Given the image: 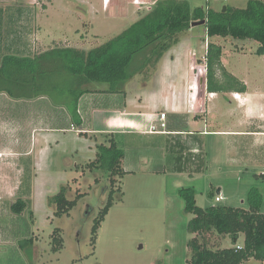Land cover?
Instances as JSON below:
<instances>
[{"label":"rangeland","instance_id":"obj_1","mask_svg":"<svg viewBox=\"0 0 264 264\" xmlns=\"http://www.w3.org/2000/svg\"><path fill=\"white\" fill-rule=\"evenodd\" d=\"M102 1L0 0V9L15 16L17 31H24L23 25L30 23L31 29L46 39L47 50H87L118 36L147 12L153 0L138 2V10L128 7L132 0H111L107 14H102ZM247 1L189 0L193 7L214 11L227 6L244 8ZM105 16L122 18L118 26H112L104 22ZM224 39L226 48L220 37L209 38L205 26L197 25L182 33L155 63H149L153 57H149V47L135 55L128 69L131 80L123 87L128 112L141 110L159 116L162 110L172 118L192 113L194 106L198 109L196 96L201 90L200 80L205 79L208 42L222 47L231 72L257 61L260 65L263 58L252 53L258 43L249 41L247 52L240 53L230 47L232 39ZM54 84L55 90L44 86L47 91L43 90L42 96L52 108L70 112L73 99L63 93L62 78L56 76ZM88 89H108V85L90 83ZM35 98L14 99L0 93V264H186L191 257L188 242L194 237L212 250L231 247L229 236L211 232L202 237L188 231L193 216L184 211L180 189H193L199 208L247 209V193L256 188L262 195L260 212L264 214V177H260L264 170L228 166L227 152L215 139L202 137L204 146L209 141L204 165L200 149H192L191 157L190 149L183 148L184 140L178 136L132 137L127 147L134 160L133 172L115 176L113 189L119 193L114 194L113 206L93 244L91 227L106 202L110 184L107 175L89 171L87 164L96 158L98 146L109 144L108 138L48 132L45 128L62 120L60 111L47 110L48 124L40 123L38 117L30 115L29 105ZM220 102L227 103L222 96ZM168 140L172 143L169 150ZM191 141L194 146L195 140ZM196 154L199 157L194 158ZM62 187L76 205L68 215L57 217L56 206L49 199ZM18 200L25 202V208L15 213L11 206ZM55 229L63 240L59 252L51 248ZM242 242L241 235L237 246ZM244 264L264 261L249 259Z\"/></svg>","mask_w":264,"mask_h":264},{"label":"trees","instance_id":"obj_2","mask_svg":"<svg viewBox=\"0 0 264 264\" xmlns=\"http://www.w3.org/2000/svg\"><path fill=\"white\" fill-rule=\"evenodd\" d=\"M199 21H204L209 38L252 40L259 44L255 53L264 55L263 1L248 0L244 8L227 6L223 12L222 9L214 11L193 7L189 0H155L146 13L118 36L88 51L55 47L32 57L4 56L0 64V93L14 99L35 98L46 90L44 86L55 90L54 78L59 76L64 83L63 93L73 99L72 108H69L72 121L79 124L77 102L87 92L83 86L104 83L108 85V92L123 91L124 85L131 80L128 69L135 55L149 47V57L153 56L149 63H155L178 42L182 33L191 28V24ZM220 58L221 47L207 43L206 91L223 93L234 88L245 91L244 84L223 69ZM108 141V145L97 147L96 158L87 164L89 171H101L107 175L110 184L106 202L91 227L93 244L102 221L113 206L114 194L119 193L113 189L114 178L126 174L121 167L123 151L113 138ZM189 153L192 157L190 150ZM197 156L194 155V158ZM175 160L178 161V158ZM178 192L184 201V211L193 216L188 223L190 233L203 237L215 232L222 237L229 236L232 241L231 247L212 250L204 241L200 242L194 237L188 242L191 257L186 264H244L249 259L264 261V214L260 212L263 199L258 189L248 191L247 209L220 206L199 208L193 189H180ZM49 201L56 206L57 217L68 215L76 205V201L68 200L64 187ZM24 208L25 202L22 200L11 206L15 213H20ZM241 235L243 242L238 249L237 241ZM51 248L54 252L63 248L58 229L53 231Z\"/></svg>","mask_w":264,"mask_h":264},{"label":"crops","instance_id":"obj_3","mask_svg":"<svg viewBox=\"0 0 264 264\" xmlns=\"http://www.w3.org/2000/svg\"><path fill=\"white\" fill-rule=\"evenodd\" d=\"M134 1L132 0L128 7L137 8L133 3ZM154 1L149 4L152 5ZM138 2L145 3L142 0H138ZM110 3L111 0L107 4L102 1V14L108 13ZM128 7L126 8L127 10ZM9 13L6 12V9H0V64L4 56L32 57L48 51L45 45L46 39L39 36L38 31L32 30L30 23L22 24L24 29L26 28L27 30L17 31L16 18H14L15 16L12 13ZM105 17L107 19L104 22H108L112 26H115L117 22L120 23L119 21L122 18ZM8 22L11 23V26H7ZM226 38L232 39L230 37ZM220 40L224 43V48H226L225 39L220 37ZM232 40L234 43L230 42V45H232L230 47H233L234 52L240 53L247 52L245 51L249 47H247V43L252 41ZM89 42L87 41L86 43ZM258 47L259 44L252 53H255ZM90 49L92 48L84 51ZM223 53L224 51L221 47L220 61L223 69L239 82H242L245 86V91L241 92L234 88L223 93H208L205 79H201V90L196 96L200 107L198 109L195 106L194 108L192 107V113L181 117L175 114L173 115L174 117L170 118L166 114V128L162 134L148 132L151 125H157L158 123L159 116L157 113H146L141 110L128 112L124 90L118 93H111L107 89H88V85L83 86L87 92L81 95L77 102L79 124L73 123L67 110L49 106L47 98L42 95L31 101L32 105H29L30 115L38 117L40 123L47 125V110H58L60 111L59 117L62 120H58L57 125L45 128L48 132H77L79 136L83 134L90 139L92 137L97 139V135L100 138L105 136L108 140L113 138L118 148L124 153L121 167L127 174L133 172L131 165L134 164L133 158L129 156L127 147L130 142L129 139H132V137L145 138L146 136H169L171 138L178 136L184 140L183 148H189L191 152L193 151L192 149H200L198 153H201V160H203L204 165L206 156L204 152L209 141L204 146L205 141L202 137L208 136L215 139L220 147L225 148L228 166L231 165L233 168L243 166L245 169L250 167L264 170V78L262 77L264 75V55L255 53L258 58H263L260 61V65L256 64L257 61L251 66H239L235 72H231L226 66L222 56ZM217 74H219L217 76L220 78V73L218 72ZM221 96L226 99V105L220 102ZM139 101L141 100L139 99ZM39 103L43 105H39ZM161 113H164V111L160 110L159 115ZM202 123L203 126H201ZM71 125H74L76 131H71ZM192 139L195 140L194 146L192 145ZM168 144L169 150L170 144H172L170 140H168ZM260 177H264L263 172L260 173ZM217 192H220V188Z\"/></svg>","mask_w":264,"mask_h":264},{"label":"built area","instance_id":"obj_4","mask_svg":"<svg viewBox=\"0 0 264 264\" xmlns=\"http://www.w3.org/2000/svg\"><path fill=\"white\" fill-rule=\"evenodd\" d=\"M207 2V0H205ZM104 2L106 3V0H104ZM134 5H137L138 4V1L135 0L134 2ZM207 9H210L208 7H205V10ZM204 71H205V75H206V60H205V67H204ZM165 119H166V114L165 113H161L159 115V120H158V123L157 125H151V127L149 128L148 132L149 133H152V134H156V133H164L165 132V128H166V123H165ZM71 131H76V129L74 128V125H71L70 127ZM215 201L218 202L220 201V198L219 197H215ZM237 248L239 249L240 247L237 246Z\"/></svg>","mask_w":264,"mask_h":264},{"label":"water","instance_id":"obj_5","mask_svg":"<svg viewBox=\"0 0 264 264\" xmlns=\"http://www.w3.org/2000/svg\"><path fill=\"white\" fill-rule=\"evenodd\" d=\"M225 10H226V7H223L222 11L225 12ZM203 24H204V21H199V22H195V23L191 24V27H194L197 25H203Z\"/></svg>","mask_w":264,"mask_h":264},{"label":"bare ground","instance_id":"obj_6","mask_svg":"<svg viewBox=\"0 0 264 264\" xmlns=\"http://www.w3.org/2000/svg\"><path fill=\"white\" fill-rule=\"evenodd\" d=\"M108 1H109V0H106V3H108ZM103 2H104V0H103Z\"/></svg>","mask_w":264,"mask_h":264}]
</instances>
